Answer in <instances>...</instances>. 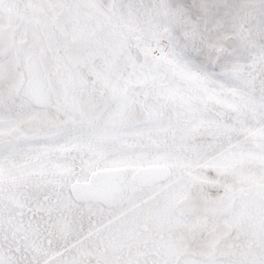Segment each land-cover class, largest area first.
I'll use <instances>...</instances> for the list:
<instances>
[{
    "label": "snow or ice",
    "instance_id": "obj_1",
    "mask_svg": "<svg viewBox=\"0 0 264 264\" xmlns=\"http://www.w3.org/2000/svg\"><path fill=\"white\" fill-rule=\"evenodd\" d=\"M0 264H264V0H0Z\"/></svg>",
    "mask_w": 264,
    "mask_h": 264
}]
</instances>
